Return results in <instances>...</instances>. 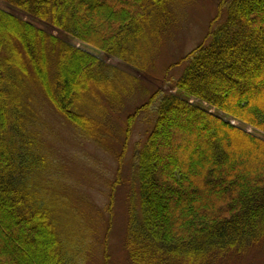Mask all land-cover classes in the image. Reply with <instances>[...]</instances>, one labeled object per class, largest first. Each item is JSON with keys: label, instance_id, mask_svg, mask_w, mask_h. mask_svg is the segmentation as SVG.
Masks as SVG:
<instances>
[{"label": "trees", "instance_id": "trees-1", "mask_svg": "<svg viewBox=\"0 0 264 264\" xmlns=\"http://www.w3.org/2000/svg\"><path fill=\"white\" fill-rule=\"evenodd\" d=\"M2 1L12 10L0 6V264H79L90 237L65 215L71 198L43 111L111 150L110 111L140 80L70 39L146 72L184 0ZM181 60L176 91L157 90L123 130L128 138L158 100L137 151L132 264H212L264 240V0H222L205 40ZM93 232L101 243L100 224Z\"/></svg>", "mask_w": 264, "mask_h": 264}, {"label": "rangeland", "instance_id": "rangeland-1", "mask_svg": "<svg viewBox=\"0 0 264 264\" xmlns=\"http://www.w3.org/2000/svg\"><path fill=\"white\" fill-rule=\"evenodd\" d=\"M221 1L184 0L178 3L174 26L158 45L160 50L153 66L146 72L91 44L77 38L70 39L75 45L100 56L106 62L134 73L140 80L133 87V94L128 98L126 106L110 111L108 119H111L114 136H117L111 140V150L83 137L51 107L43 111L42 135H46L54 151V158L60 164L61 177L58 178L64 182L67 196L71 198L65 215L72 228L86 230L90 237L88 257L79 264H106V255L109 256L107 264H132L126 238L130 210L137 200V151L155 123L158 100L138 114L128 138L124 136L123 130L128 117L138 106L149 101L157 90L165 93L176 91L174 81L181 76L186 66V62L181 59L205 40L212 21L219 15ZM0 6L12 10L2 0ZM24 18L28 16L25 14ZM38 24L59 34L55 28ZM232 122L242 125L248 131H256L255 127L238 119L233 118ZM257 132L264 137V131ZM99 224L100 233L102 228L101 243H91L93 231ZM107 235L108 240L104 244ZM198 264L203 263L199 260ZM212 264H264V240L241 251L229 252Z\"/></svg>", "mask_w": 264, "mask_h": 264}]
</instances>
